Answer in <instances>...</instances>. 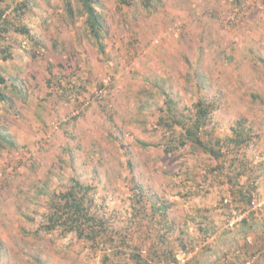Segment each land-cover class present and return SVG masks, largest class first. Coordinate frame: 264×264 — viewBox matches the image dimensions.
Returning a JSON list of instances; mask_svg holds the SVG:
<instances>
[{"label":"rangeland","instance_id":"obj_1","mask_svg":"<svg viewBox=\"0 0 264 264\" xmlns=\"http://www.w3.org/2000/svg\"><path fill=\"white\" fill-rule=\"evenodd\" d=\"M24 1L0 0V130L13 142L0 144V264H167L181 249L195 264L205 234L256 213L240 191L255 186L264 200V0H94L98 41L80 0L16 10ZM201 101L212 110L199 136L222 139L221 160L181 144L180 122L189 127ZM239 121L252 136L237 146ZM74 180L90 189L101 238L48 229ZM226 196L251 211L235 229ZM261 231L228 243L241 251H210L208 264L257 253L264 264Z\"/></svg>","mask_w":264,"mask_h":264},{"label":"trees","instance_id":"obj_2","mask_svg":"<svg viewBox=\"0 0 264 264\" xmlns=\"http://www.w3.org/2000/svg\"><path fill=\"white\" fill-rule=\"evenodd\" d=\"M134 0H120L123 4H132ZM144 2L146 5L149 4L150 0H140ZM82 3L84 12L87 15V24L89 26L91 34L95 37V39L98 41L100 39V33L102 30V21L101 16L96 10V7L94 6V0H80ZM68 4V9L71 11V4L70 2ZM29 7V0H26L21 3L20 6L17 7L16 10L23 11L24 8ZM0 13V19L2 17V13ZM4 21V20H3ZM5 22V21H4ZM21 32H25L28 35H30V29L26 27L18 28ZM10 55V52H8L5 56H2L3 59H6ZM8 79L2 75L0 71V85H4L7 83ZM76 85H71V90H68V93L72 95V91H75L74 89ZM14 88H16V85L14 84ZM0 100L7 101L8 98L5 95V93L2 91V88H0ZM167 101L169 103H173L172 100L168 97ZM200 108H199V115L193 121L190 123V126H186V119L185 121L180 122L183 126H185V132L181 133V139L183 144L186 140H193L196 142L200 147L203 148V150L207 153H210L213 157H215L217 160H221L224 156V153L221 151V145H222V139L218 138L216 142L214 143V146L212 145L211 140H203L202 137L199 136V132L201 129L207 125L208 119H209V113L212 110L211 105H207L205 107H202L203 102H200ZM251 129L248 128L243 121H239L237 123V126L234 128V134L231 135V138L228 139L230 142H233L235 145L240 146L244 145L246 143H249L251 141ZM208 135H211L207 132ZM227 140V141H228ZM7 144L12 146V138L10 134L4 133L0 130V144ZM218 146V148L216 147ZM90 190L87 186L83 185L79 180H74V185L70 187L68 192L64 195V202H57V206L54 207V215L51 217V222L48 225V229L52 230L56 228L58 225H65L68 227V230L75 231L78 234V237L80 238H101L102 235L106 232V226L104 224V220H98L96 219V216L92 215L91 210L89 208V205H86L85 202V194L86 192ZM135 190V196L138 201H143V192H142V186L137 185V187H134ZM249 191L250 188H249ZM242 192L243 196H246V191H240ZM249 200V199H248ZM155 209L157 208L155 204H153ZM62 217H66L63 221H61Z\"/></svg>","mask_w":264,"mask_h":264},{"label":"crops","instance_id":"obj_3","mask_svg":"<svg viewBox=\"0 0 264 264\" xmlns=\"http://www.w3.org/2000/svg\"><path fill=\"white\" fill-rule=\"evenodd\" d=\"M252 194H248L249 202H252L254 200V196L256 195L255 192L257 188L255 186H252L250 189ZM227 227V226H226ZM264 229V213L260 214L258 212L251 214L250 218H248L244 223L241 225L240 228L236 230H224L220 231V233H217L214 235V233H208L205 234L207 240H203L200 243V249L202 251H205L203 257H201L199 260L195 261V264H208L211 261V254L215 251L218 252L221 250V248L228 247V243L230 244H236L237 242L241 243L244 242L243 237L246 236L247 238H250L249 235L257 238H261L262 231ZM223 230V229H222ZM232 241V242H231ZM229 248V247H228ZM241 251L239 248H229V251ZM225 250V249H223ZM208 251V252H206ZM210 251L212 253H210Z\"/></svg>","mask_w":264,"mask_h":264},{"label":"built area","instance_id":"obj_4","mask_svg":"<svg viewBox=\"0 0 264 264\" xmlns=\"http://www.w3.org/2000/svg\"><path fill=\"white\" fill-rule=\"evenodd\" d=\"M231 196H226L223 199V204L230 207L228 219H227V226L229 229H235L239 226L240 223H242L246 218L250 216V212H259L264 210V200L258 201L255 196L254 200L252 202V208L251 211L249 209H237L233 207V201ZM187 250L181 249L180 252L176 255V259L174 261L167 263V264H184L187 260V253L185 252ZM143 252L146 253V250H143ZM259 253L255 254L252 258H249L243 262V264H253L256 259L258 258ZM150 263L151 260H149ZM156 264H164L163 262H158Z\"/></svg>","mask_w":264,"mask_h":264}]
</instances>
